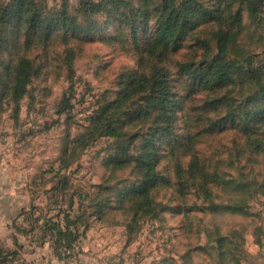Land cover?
<instances>
[{"label":"rangeland","instance_id":"374dc122","mask_svg":"<svg viewBox=\"0 0 264 264\" xmlns=\"http://www.w3.org/2000/svg\"><path fill=\"white\" fill-rule=\"evenodd\" d=\"M100 1L0 0V264H264V0L254 15L196 0L223 22L154 56L142 13L153 21L162 0L89 11ZM237 9L222 56L241 70L201 87L183 67L215 55ZM21 58L32 75L18 94ZM153 71L169 118L146 99ZM144 164L160 177L146 197Z\"/></svg>","mask_w":264,"mask_h":264},{"label":"trees","instance_id":"16d2710c","mask_svg":"<svg viewBox=\"0 0 264 264\" xmlns=\"http://www.w3.org/2000/svg\"><path fill=\"white\" fill-rule=\"evenodd\" d=\"M119 1L123 4H126V1L123 0H102L98 3H91L90 10L91 12H98L106 7L108 2ZM241 4L247 6V10L251 15H254L256 12L255 0H237ZM257 1V0H256ZM15 13H21L22 3L14 4ZM215 12V13H214ZM144 21L149 25V32L146 36V41L144 43V52L147 56H154L161 54L162 52L167 51L170 47H175L178 39L181 38V35L191 31L199 24V21L204 19L208 22L221 24V13L219 9H207L202 6L196 0H187L182 3H178L177 0H162L161 4L156 10L155 19L151 21L150 16L146 11H143L142 17ZM36 18V19H35ZM240 19V9H237L234 13L233 20L231 25L227 27H221L217 30V40L216 48L217 52L215 55L206 63H202L200 66H195L193 64H187L183 67V70L191 75H194L198 80V83L201 87H204L209 90H215L220 87L227 86L233 82L231 74L233 72H240L241 68L237 67L235 63L226 61L223 58V53L226 50V44L229 38L233 36L227 29H231L235 21ZM40 20V19H39ZM143 20V19H142ZM29 22L34 26L36 22L39 24L42 23L38 21V17L29 18ZM73 18L66 16L65 25L73 26ZM136 25H132L130 33L133 40H136ZM32 75L31 63L27 58H21L18 61L15 77H14V89L18 94L23 92L25 85L29 81ZM143 76V75H142ZM164 75L159 77L156 75V72H152L149 77L151 83L149 85V92L147 94V101L149 105L155 107L159 110L161 114H167V108L170 102L174 99L171 95L169 88L166 86V80ZM167 118L169 116L166 115ZM101 131L102 134H114L116 135L115 129L110 125H106ZM152 142L149 141V145ZM171 143V141H170ZM146 156L147 153H144ZM144 179L134 190L135 192L142 196H148L149 190L154 186L159 175H156L153 171V167L148 164H144ZM56 228L59 236L57 237V244L61 247L67 248L68 243L64 242V237L68 236L69 233L66 232L65 228L60 221L58 225L52 224Z\"/></svg>","mask_w":264,"mask_h":264}]
</instances>
